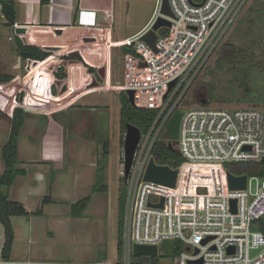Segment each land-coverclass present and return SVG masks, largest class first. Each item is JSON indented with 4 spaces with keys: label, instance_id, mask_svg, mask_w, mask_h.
<instances>
[{
    "label": "built area",
    "instance_id": "2783aa9c",
    "mask_svg": "<svg viewBox=\"0 0 264 264\" xmlns=\"http://www.w3.org/2000/svg\"><path fill=\"white\" fill-rule=\"evenodd\" d=\"M246 2L168 0L172 15L165 16L160 13L161 0H157L144 30L125 39V46L138 56L135 64L129 61L128 66L130 70L134 66L141 74L139 81L125 88L134 91L135 106L143 104L141 108L158 109L159 113L148 133L140 135L127 173L122 148L119 176L129 186V192L121 219V258L117 263L89 264H161L156 260L158 247L164 241L183 247L177 264H264V235L256 229L259 220L264 219V179L244 174L246 188L230 190L226 178L227 164L262 163L264 109L230 111L200 105L181 112L176 148L183 163L176 169L175 187L143 180L159 134ZM159 17L168 20L171 26L156 32L158 52L154 53L140 37ZM78 24L94 27V12L81 10ZM163 29L168 32L159 34ZM140 63L146 67H140ZM146 73L152 79H146ZM148 81L155 82L140 84ZM172 81L174 85L168 91ZM200 166L220 169L219 182L213 184L211 177L203 174L201 177L206 183L193 186L181 183L188 177L184 172ZM180 170H183L182 177ZM152 188L153 191L147 190ZM162 198L164 203L160 208ZM135 245L155 246L156 255L136 257Z\"/></svg>",
    "mask_w": 264,
    "mask_h": 264
},
{
    "label": "crops",
    "instance_id": "0c3cea01",
    "mask_svg": "<svg viewBox=\"0 0 264 264\" xmlns=\"http://www.w3.org/2000/svg\"><path fill=\"white\" fill-rule=\"evenodd\" d=\"M5 1L13 3L15 8L14 24L4 26L12 32L15 42L14 48L10 46L5 50H10L13 57L6 56L0 61V74L18 79L21 90L16 91L13 84L0 83V177L4 171L1 150L10 135L13 111L22 108L25 121L18 138L17 161L23 174L3 190L8 200L13 193L17 198L10 201L25 207L26 215L14 217L28 221L31 255L40 252L52 254L51 240H46L45 236H51L59 228L63 234H68L74 227V224L70 227L68 222L81 217L93 196L101 193L108 197L109 187L105 184L107 179L102 164L103 145L107 141L98 138L95 129L92 135L83 134L85 125L80 121L79 114L84 111L80 102L98 93H126L125 86L140 80V71L134 66L130 70L128 66L129 61L135 64L136 58L129 53L124 54L121 47L128 48L124 44L125 39L143 31L153 13L139 30L122 36L119 25L123 21L118 18V10H122L121 0H48L45 4L41 0ZM124 3L126 8L130 7V3V9L136 13L133 0H124ZM81 10L94 12V27L78 24ZM17 42L51 56L45 60H24L17 52ZM5 51L0 50V54ZM72 57L81 59L93 72L88 73L77 61L70 59ZM57 68L61 69V79L55 78ZM93 110H87L90 112L88 116L95 113ZM39 118H49L52 122V129L49 128L45 134L39 127ZM119 123L122 131L120 108ZM100 177H103L107 190L94 192ZM40 197H43L41 209L35 212L27 210L26 201ZM87 197L89 201L83 210H72V206ZM53 206L57 208L49 211V223L45 224L43 211ZM105 213L108 216V206L102 216ZM10 220L14 244L16 226L12 217ZM2 234L0 255L4 244L3 228ZM40 241L45 244H40ZM13 244L8 260L1 258L0 262L16 264L30 261L29 258L15 260ZM102 254V259L108 257L106 252L100 251L99 261L95 262H100Z\"/></svg>",
    "mask_w": 264,
    "mask_h": 264
},
{
    "label": "rangeland",
    "instance_id": "374dc122",
    "mask_svg": "<svg viewBox=\"0 0 264 264\" xmlns=\"http://www.w3.org/2000/svg\"><path fill=\"white\" fill-rule=\"evenodd\" d=\"M121 1L123 12H121V9L118 10V18L121 17L122 19L120 20L123 21L119 25V31L122 36L132 35L143 27L153 13L157 2V0H133V7L136 9V13H134L130 9V3V7L126 8L124 0ZM261 5L262 0H247L237 20L232 23L233 26L223 36L221 43L216 47L210 59L205 62L175 112H184L200 105L211 108H223L230 111L237 109H264V12L260 13L257 20L255 18ZM5 25L7 26V22L0 16V50L2 51L10 49V46L14 48L13 42H15L12 32L9 28L4 27ZM162 33L161 31L159 32V34ZM225 43L235 45L243 56L237 57L231 63L221 62L217 64L218 62L216 61L217 58H220L221 47ZM10 53L9 50L0 54V61L6 59V56L11 59L13 56ZM146 74V79H152V75ZM16 80L19 82L18 79ZM119 95L118 91L98 93L80 102L81 109L84 111L79 114L80 121L85 125L83 134L85 136L92 135L93 132L97 131L98 138L108 143L107 155L102 159L103 172L107 179L105 184L109 187L108 197L106 194L101 193L97 194L99 196H93L81 217L68 222L70 227L74 224L73 229L71 227L68 234H63L62 229L59 228L58 232L54 231L51 236H45L46 240H51V250L54 252L52 254L40 252L39 254L33 253L34 256H32L29 252V248L32 245L28 244L27 219L12 217L17 235L13 244L15 260H26L29 258L32 262H40L42 264H86L99 261L98 253L100 251L106 252L108 255L106 259H102L100 262L117 263L121 258V252L118 254L117 251V244L121 243L123 239L120 217L126 205L129 186L119 176V172L122 169L120 157L125 135V127H122L121 131L119 123ZM253 100L255 103H252ZM141 105L143 106V104ZM89 109H94L93 111L95 112L91 116H88L90 112H87V110ZM84 115L87 117L82 118ZM51 123L49 118H39V127L43 134L49 128L52 129ZM94 125H96L95 128ZM140 132L145 135L144 130L140 129ZM164 132L165 129L159 134V140L163 138ZM189 172V170L184 172L188 177L183 178L181 183L186 182L190 186L206 183V180L201 177L203 174L211 177L213 184L216 181L219 182L220 169L216 167H193L190 174ZM190 175L191 178H189ZM182 176L183 174L180 177ZM249 176L253 175L249 174ZM254 185L255 183H253ZM147 190L153 191V188ZM12 194L9 199L15 201L17 197ZM44 195L46 196L47 194ZM42 198L26 201L27 210L30 212L40 210ZM103 203L104 206L100 207ZM107 206L108 216L106 213L102 216V212L106 211ZM56 208V206H53L43 211L45 224L49 223V211H54L53 209ZM99 212L101 215H99ZM2 235L0 226V244ZM40 244L45 243L40 241ZM177 248L178 246L173 241L162 242L158 247V259L156 261L161 264H177ZM179 250V253L182 252L183 247L180 246Z\"/></svg>",
    "mask_w": 264,
    "mask_h": 264
},
{
    "label": "trees",
    "instance_id": "16d2710c",
    "mask_svg": "<svg viewBox=\"0 0 264 264\" xmlns=\"http://www.w3.org/2000/svg\"><path fill=\"white\" fill-rule=\"evenodd\" d=\"M48 0H41L43 4L47 3ZM0 9H1V16L7 22L8 26H12L15 21V8L13 3L0 0ZM264 12V0H262V5L256 13V20L258 19L260 13ZM162 34H166L168 31L166 29L161 30ZM122 52L124 54H131L134 57H138L136 53L130 49L121 47ZM17 52L22 59H30V60H45L49 58L51 55L47 53H43L38 49L31 48V47H23L19 42H17ZM242 52L232 44L225 43L222 45L220 50V58H217V64L221 62L231 63L237 57H242ZM77 61L83 69H85L88 73L93 72L81 59L79 58H70ZM55 78L61 79L63 78L61 69L57 68L55 72ZM0 83H7L13 84L17 88V91L20 92L21 85L14 77L1 75L0 74ZM120 99V117H121V127H125L126 124H132L136 126L139 131L144 130L145 134L147 133L148 129L151 128L157 115L159 113L158 109H146L137 107L135 105H130L128 102L127 95L125 93H121L119 96ZM252 103H255L254 100ZM264 103V101H263ZM25 121V114L22 108H16L13 111L12 115V123H11V130L10 135L2 147L1 150V158L4 164V171L0 177V225L3 228L4 232V244L1 251V258L4 261H7L12 249V244L14 240V233L11 224V217L14 216H24L26 215V211L23 205L12 202L8 200L6 195L3 192V189H8L14 182L17 176L23 174V171L18 168V161H17V143L20 131L24 125ZM141 133V132H140ZM142 135V133H141ZM167 138L163 137L162 140H158L154 143L151 156L154 159L155 163L160 166H168L173 169H177L182 163L183 159L181 156L170 150L167 146ZM103 156L107 155V143L103 145ZM226 170L233 174L234 176L244 175V174H251L253 176L260 177L264 179V163H250V164H227ZM181 171V170H180ZM183 174V170L181 172ZM103 177H100V183L96 184L94 187V192L98 191H106L107 188L104 185ZM89 198H85L80 202L76 203L72 206V210H83ZM75 213V212H74ZM123 214V212H122ZM122 219V215L120 217ZM120 219V220H121ZM121 222V221H120ZM256 229L262 232L264 235V219L259 220L257 223ZM180 246L177 248V253L179 254ZM117 251L120 254L121 251V243L117 244ZM102 255H100V260H102Z\"/></svg>",
    "mask_w": 264,
    "mask_h": 264
},
{
    "label": "water",
    "instance_id": "95a60500",
    "mask_svg": "<svg viewBox=\"0 0 264 264\" xmlns=\"http://www.w3.org/2000/svg\"><path fill=\"white\" fill-rule=\"evenodd\" d=\"M160 13L165 16H171V11L168 5V0H161V6H160ZM171 26V23L162 18H157L156 22L153 24V26L146 31L141 37L140 41H143L147 44V46L150 47L151 50L154 51V53H157V49L155 48L156 43V32L162 28H169ZM140 67H146V64L140 63ZM174 85V81L169 83L168 85V91L172 88ZM128 102L130 105L134 104V91L133 90H127L126 93ZM204 103V101H202ZM182 116L181 112H175L172 117L170 118L168 124L165 128V136L167 138L166 146L178 153V150L176 148V140L178 138V129H179V122L180 118ZM140 131L139 129L132 125V124H126L125 126V135H124V145H123V158H124V169L127 173L133 159V155L136 149V146L140 139ZM262 163H264V159H262ZM178 175V170L171 169L168 166H160L157 165L153 158L149 159L148 165L146 167L143 180L145 182H152L155 184H159L162 186H166L169 188H174L176 184V179ZM226 178L228 182V186L230 190H244L246 188V175L242 176H234L230 172H226ZM164 199H161L160 204L158 205L160 208L163 207ZM232 205V211L235 212V201H231ZM134 256L138 257L140 255H156V247L155 246H139L135 245L133 248Z\"/></svg>",
    "mask_w": 264,
    "mask_h": 264
}]
</instances>
